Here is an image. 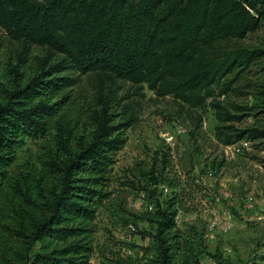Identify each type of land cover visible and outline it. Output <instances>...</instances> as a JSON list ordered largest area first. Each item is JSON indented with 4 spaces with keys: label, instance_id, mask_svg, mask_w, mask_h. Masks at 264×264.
I'll use <instances>...</instances> for the list:
<instances>
[{
    "label": "trees",
    "instance_id": "1",
    "mask_svg": "<svg viewBox=\"0 0 264 264\" xmlns=\"http://www.w3.org/2000/svg\"><path fill=\"white\" fill-rule=\"evenodd\" d=\"M262 26L264 0H0V29L47 53L35 76L17 78L0 95V264H91L99 210L113 194L115 156L125 145L124 129L136 121L131 114L116 122L117 85L172 97L193 113L218 88L230 91L234 80L221 83L227 76L264 61V48L238 44ZM84 76L93 102L81 112L68 90ZM214 105L225 145L264 141V123L234 124L253 116L249 108L235 106L241 113L235 114ZM260 108L259 116L264 103ZM86 113L89 133L80 132ZM28 140L44 142L42 155L18 166ZM165 181L175 194L155 200L147 215L152 231L141 232L154 242L155 264H205L207 257L210 264H234L178 225L180 213L193 212L201 186L189 177ZM107 249L100 264H138Z\"/></svg>",
    "mask_w": 264,
    "mask_h": 264
},
{
    "label": "rangeland",
    "instance_id": "2",
    "mask_svg": "<svg viewBox=\"0 0 264 264\" xmlns=\"http://www.w3.org/2000/svg\"><path fill=\"white\" fill-rule=\"evenodd\" d=\"M238 44L264 48V26ZM46 55L44 48L12 41L0 29V95L4 89H13L17 78L26 83L35 76ZM263 67L264 61L227 76L221 83L234 80L230 91L223 95L218 88L206 105L193 108V113L172 97L158 98L147 88L137 89L129 83L117 85L112 102L116 122L129 121L131 114L136 121L124 129L126 142L115 156L108 188L113 194L99 210L91 264H100L108 247H115L125 257L131 247L130 256L138 264H155L154 242L143 238L141 232L152 231L147 215L155 211L156 199L164 202L172 198L175 191L165 180L177 176L195 179L202 188L194 195L193 212L177 217L179 227L202 237L210 252L223 251L234 264H264V141L225 145L218 135L220 122L214 105L235 114H241L234 111L235 106L249 108L253 116L234 123L238 128L262 125L264 114L257 113L264 103ZM81 80L68 91L77 98L78 111L83 112L82 104L93 102V90L86 76ZM91 124L86 113L80 132L89 133ZM42 144L26 141L18 150L16 165L38 163ZM210 263L207 257L205 264Z\"/></svg>",
    "mask_w": 264,
    "mask_h": 264
},
{
    "label": "built area",
    "instance_id": "3",
    "mask_svg": "<svg viewBox=\"0 0 264 264\" xmlns=\"http://www.w3.org/2000/svg\"><path fill=\"white\" fill-rule=\"evenodd\" d=\"M226 217L227 218H230L231 217V215L229 214V213H226ZM131 255V247H130V253H129V256Z\"/></svg>",
    "mask_w": 264,
    "mask_h": 264
},
{
    "label": "bare ground",
    "instance_id": "4",
    "mask_svg": "<svg viewBox=\"0 0 264 264\" xmlns=\"http://www.w3.org/2000/svg\"><path fill=\"white\" fill-rule=\"evenodd\" d=\"M149 209H150V211H152V207H150Z\"/></svg>",
    "mask_w": 264,
    "mask_h": 264
}]
</instances>
